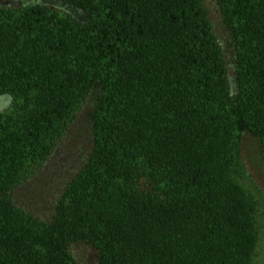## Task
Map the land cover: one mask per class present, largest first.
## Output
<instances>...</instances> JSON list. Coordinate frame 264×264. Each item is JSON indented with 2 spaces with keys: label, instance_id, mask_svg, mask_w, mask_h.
I'll list each match as a JSON object with an SVG mask.
<instances>
[{
  "label": "trees",
  "instance_id": "16d2710c",
  "mask_svg": "<svg viewBox=\"0 0 264 264\" xmlns=\"http://www.w3.org/2000/svg\"><path fill=\"white\" fill-rule=\"evenodd\" d=\"M46 1L0 0V264H257L264 0H216L229 67L202 0Z\"/></svg>",
  "mask_w": 264,
  "mask_h": 264
},
{
  "label": "rangeland",
  "instance_id": "374dc122",
  "mask_svg": "<svg viewBox=\"0 0 264 264\" xmlns=\"http://www.w3.org/2000/svg\"><path fill=\"white\" fill-rule=\"evenodd\" d=\"M26 3L28 0H24ZM45 3H53L52 1L43 0ZM205 8L208 12L209 18L212 21L213 28L219 43L221 44L225 54L226 61L229 67L231 62V50L232 41L229 31L226 29L219 11V6L216 0H202ZM49 4V5H50ZM61 6V5H58ZM7 100L5 97H0V111L7 107ZM82 124H78L77 128L70 133L69 139L66 142L65 150L71 152L74 148L84 145L88 140L87 129H85V122L82 120ZM73 153V152H72ZM240 153L243 168L245 169L244 184L246 187H250L262 200L263 206L259 209L258 222L260 224V230L262 234L259 235L258 248L256 252L257 264H264V151L261 148L258 140L250 133L246 132L242 135L240 140ZM70 160H62L57 170L51 173L52 177L61 178L64 174L67 175L68 162ZM73 164L70 166V170ZM50 175V176H51ZM34 184L27 185L25 194L31 193L32 189L39 190V187ZM78 251V250H77Z\"/></svg>",
  "mask_w": 264,
  "mask_h": 264
}]
</instances>
